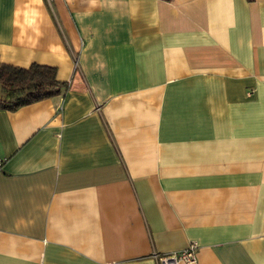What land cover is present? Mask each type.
<instances>
[{
    "label": "crops",
    "instance_id": "obj_1",
    "mask_svg": "<svg viewBox=\"0 0 264 264\" xmlns=\"http://www.w3.org/2000/svg\"><path fill=\"white\" fill-rule=\"evenodd\" d=\"M0 61L67 83L0 108V264H264V0H0Z\"/></svg>",
    "mask_w": 264,
    "mask_h": 264
},
{
    "label": "trees",
    "instance_id": "obj_2",
    "mask_svg": "<svg viewBox=\"0 0 264 264\" xmlns=\"http://www.w3.org/2000/svg\"><path fill=\"white\" fill-rule=\"evenodd\" d=\"M66 85L57 79L54 66L34 62L22 67L0 61V108L16 109L58 93Z\"/></svg>",
    "mask_w": 264,
    "mask_h": 264
},
{
    "label": "built area",
    "instance_id": "obj_3",
    "mask_svg": "<svg viewBox=\"0 0 264 264\" xmlns=\"http://www.w3.org/2000/svg\"><path fill=\"white\" fill-rule=\"evenodd\" d=\"M2 160L0 159V167ZM197 245L195 242H191L186 248L181 251H175L171 253H165L156 255L159 264H179L180 262H193L195 260V252Z\"/></svg>",
    "mask_w": 264,
    "mask_h": 264
}]
</instances>
